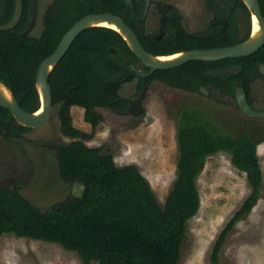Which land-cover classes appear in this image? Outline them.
Instances as JSON below:
<instances>
[{"label": "trees", "instance_id": "16d2710c", "mask_svg": "<svg viewBox=\"0 0 264 264\" xmlns=\"http://www.w3.org/2000/svg\"><path fill=\"white\" fill-rule=\"evenodd\" d=\"M28 1L24 0L25 9L15 27L0 28V79L28 111L40 106L36 87L40 62L54 51L71 25L87 13L119 14L135 29L144 47L154 54L232 45L248 37L251 28V14L243 0L237 6L246 13L243 34L236 13L229 17L227 24L217 14L206 28L190 33L182 23L183 15L174 8L170 18L174 30L172 42L163 39L153 43L146 38L143 22L137 25L138 3L133 8L124 0H51L44 14L42 33L35 36L22 32L28 23ZM260 2L264 13V0ZM5 6L0 24L11 19L15 0H7ZM138 62L139 58L124 37L111 27L91 26L77 35L51 71L49 81L54 105L59 106L61 131L71 138L69 142L53 145L59 174L71 186L82 184V193H69L64 199L41 208L22 194L18 180L11 185L0 184V236L11 232L19 237L59 243L76 252L83 264L93 261L98 264H179L188 220L201 206L198 178L204 163L209 155L226 151L232 163L246 173L251 191L214 243L210 259L212 264H221L220 252L229 232L237 221L250 213L261 194L264 176L257 146L264 140V131L217 132L197 107L184 104L177 126L176 175L161 204L150 181L136 164L118 165L112 152L104 151L101 145L87 143L104 119L100 108L129 114L128 101L119 90L124 83L138 77L130 68V63ZM232 62L242 64L238 74L217 77L207 74L209 69ZM260 63H264V44L244 56L192 59L173 68L156 69L146 78L139 77V87L153 80L180 89L198 90L200 85H212L222 95L235 97V86H244L248 92L251 80L261 75ZM248 100L251 103L250 96ZM73 105L83 107L84 120L91 124V132L75 125ZM11 115L8 108L0 105L1 117ZM30 129L10 126L4 136L19 145L18 140Z\"/></svg>", "mask_w": 264, "mask_h": 264}, {"label": "rangeland", "instance_id": "374dc122", "mask_svg": "<svg viewBox=\"0 0 264 264\" xmlns=\"http://www.w3.org/2000/svg\"><path fill=\"white\" fill-rule=\"evenodd\" d=\"M50 1L37 0V18L31 34L39 36L42 33L43 14ZM171 1L180 7L185 27L189 30L208 26L211 14L206 13L203 0ZM238 15L243 34L247 18L241 11ZM153 21V16L149 14L146 20L148 27ZM139 85V79L134 78L124 83L119 93L126 99H136ZM250 95L254 108L264 109V79L252 82ZM143 104L145 110L135 116L118 114L107 107L100 108L104 119L98 125L95 136L87 143L101 145L104 151L112 152L118 165L136 164L150 181L161 204H164L176 175L179 155L176 114L181 106L197 107L205 121L213 125L217 132L240 134L264 131V117L248 115L238 107L233 97H209L169 88L154 81L148 85ZM58 107L53 106L45 124L26 131L18 140L19 145L8 141L0 132V184L11 185L18 180L22 194L41 208L64 199L69 193L80 195L83 190L82 184L71 186L59 174L53 145L69 142L71 138L61 131ZM82 113L81 108L73 109L74 123L91 132L92 126L84 120ZM257 150L264 176V140L258 144ZM198 187L201 206L188 220L179 264H212L210 256L217 237L251 191L246 173L232 163L231 155L226 151L207 157L198 178ZM220 260L221 264H264V178L257 203L229 232ZM0 264L83 263L76 252L65 249L59 243L7 232L0 236ZM91 264L98 263L93 261Z\"/></svg>", "mask_w": 264, "mask_h": 264}, {"label": "water", "instance_id": "95a60500", "mask_svg": "<svg viewBox=\"0 0 264 264\" xmlns=\"http://www.w3.org/2000/svg\"><path fill=\"white\" fill-rule=\"evenodd\" d=\"M30 1L31 16L29 23L24 30L25 32L30 31L35 18V0ZM124 1L130 6H133L134 4L133 0ZM236 2L237 0H228V4L226 5L224 0H219L220 5L229 12L232 11ZM243 2L251 13V31L246 39L228 46L183 49L169 54H154L146 49L135 29L118 14L110 11H97L85 14L71 25L61 37L54 51L46 56L38 66L36 73V87L40 96V106L38 109L35 111H28L23 108L11 88L0 79V105L8 108L14 117L10 119H3L0 117V131L8 133L10 126L18 128L21 126L35 128L46 123L54 106L49 75L82 30L91 26L101 25L111 27L118 31L127 41L128 45L139 60L149 68H139L134 63H130L131 70L136 71L137 76L145 78L151 75L156 69L173 68L192 59L219 60L227 57L244 56L256 51L264 44V13L260 0H243ZM149 3L150 0H145L144 7L138 17V23L146 17ZM22 10L23 0H15L13 17L7 23L1 24L0 28L9 29L14 27L21 17ZM254 16L257 18L259 25L257 30L254 28ZM170 55H172V57ZM126 61H128V59H126ZM240 67L241 65H234L231 67L209 69L207 74L212 77H217L219 75L233 73L239 70ZM259 68L264 73V63H261ZM146 90L147 85H144L137 98L129 101L127 109L130 113L139 115L145 110L143 99ZM201 90L207 92V89L204 86L201 87ZM235 99L241 110L248 115L253 117H264V109L257 110L251 106L243 86H237L235 88Z\"/></svg>", "mask_w": 264, "mask_h": 264}, {"label": "flooded vegetation", "instance_id": "af4514ba", "mask_svg": "<svg viewBox=\"0 0 264 264\" xmlns=\"http://www.w3.org/2000/svg\"><path fill=\"white\" fill-rule=\"evenodd\" d=\"M204 1V8H205V11H206V13H210L211 14V19H210V21L217 15V14H219L220 16H221V19L223 20V22L225 23V24H227L228 23V19H229V17L233 14V13H236L237 14V18H236V20L238 21V25L240 24V20H239V11H241V12H243V15H245L246 16V13L244 12V10H242V9H237V6L239 5V2H240V0H237V2H236V4H235V6L233 7V9H232V11H227V10H225V8L223 7V6H221L220 5V3H219V0H203ZM51 2V1H50ZM133 2H134V4H133V6H130V7H135V3H138L139 5H140V11H139V15H140V13H141V11H142V9H143V7H144V4H145V0H133ZM7 3V0H0V14H3V12L6 10V6H5V4ZM28 3H29V7H28V11H27V18H28V23H29V20H30V16H31V1L29 0L28 1ZM38 2H37V0H35V18H34V22H33V26H32V28L30 29V31H28V32H32V30L34 29V27H35V21H36V18H37V9H38V4H37ZM224 3L227 5L228 4V0H224ZM48 6V5H47ZM217 7H220V9L221 10H223V12H219L218 11V8ZM174 8H177L178 10H179V12L183 15V13H182V11L180 10V7L178 6V4H176L174 1H171V0H150V3H149V9H148V12H147V15H146V17L143 19V20H141L142 22H143V25H144V27H143V30H144V33H145V35L147 36L146 38L148 39V40H150L151 42H153V43H155V41H157V40H165V41H167V42H172V34H173V32H174V30H173V27H172V25L170 24V18H171V16H172V14H171V10L172 9H174ZM24 9H25V2H24V0H23V10H22V14H21V17H22V15H23V12H24ZM46 9H47V7H46ZM46 9H45V11H46ZM14 11H15V8H14ZM14 11H13V14H14ZM45 11H44V14H45ZM250 12V11H249ZM13 14H12V17H13ZM44 14H43V21H44ZM116 14V13H115ZM149 14H151L152 16H153V18H154V21H153V23H152V25H151V27H148V23L146 22V20H147V18H148V16H149ZM251 14V13H250ZM119 15V14H118ZM139 15H138V17H139ZM11 17V18H12ZM20 17V18H21ZM244 18V17H243ZM124 19V18H123ZM10 20V19H9ZM8 20V21H9ZM20 20V19H19ZM8 21H6V23L8 22ZM141 21L138 23V18H137V25L138 26H140V24H141ZM209 21V22H210ZM19 22V21H18ZM28 23H27V25H28ZM182 23H183V25L185 26V23H184V15H183V17H182ZM209 24V23H208ZM207 24V25H208ZM1 25V24H0ZM43 25H44V22H43ZM15 27V26H14ZM27 27V26H26ZM26 27L22 30V32L23 33H26L24 30L26 29ZM239 27L241 28V26L239 25ZM244 27V26H243ZM13 28V27H12ZM190 33H195V32H198V31H201L202 29H204V28H202V29H194V30H189L187 27H185ZM241 31H242V28H241ZM250 31H251V28H250ZM249 35H250V33H249ZM248 35V36H249ZM247 38V37H246ZM245 38V39H246ZM155 40V41H154ZM244 40V39H243ZM240 42V41H239ZM260 48V47H259ZM175 52H177V51H175ZM172 53H174V52H172ZM236 57H238V56H236ZM141 62V61H140ZM140 62H138L137 64H136V66L137 67H139V68H146L145 66L146 65H144L142 62L140 63ZM142 64H143V66H142ZM261 64V63H260ZM234 65H241V67L239 68V70H237V71H235V72H233V73H230V74H226V75H231V74H238L240 71H241V69H242V64L241 63H239V62H232V63H230V64H228V65H224V66H221V67H218V68H222V67H231V66H234ZM259 67H260V65H259ZM259 72L261 73V75H258L257 77H255V78H253L252 80H251V82H250V86H249V91L247 92V90L245 89V87H244V89H245V91H246V94H247V97H249L250 96V98L252 99V97H251V95H250V87H251V84H252V82L253 81H255V80H257V79H264V73L260 70V68H259ZM148 77V76H147ZM136 78H138L139 79V76L138 77H136ZM146 78V77H145ZM140 81V80H139ZM154 81H158V80H153V81H151L150 83H153ZM159 82H161V83H163L162 81H159ZM164 85H166V86H169V85H167V84H165V83H163ZM202 86H204V85H200V87H199V89L198 90H194V89H182V90H185V91H189L190 93H200V94H204V95H206V96H209V97H214V98H216V97H220V96H222V94L220 93V91L218 90V88H216V87H212V85H210V86H204L206 89H207V92H204L203 90H201V87ZM237 86H240V85H237ZM237 86H235L234 87V92H235V88L237 87ZM171 86H169V88H170ZM143 88V87H142ZM147 88H148V85H147ZM172 88H174V89H180V88H176V87H172ZM140 90H141V88H140ZM139 90V91H140ZM225 97H233V96H230V95H228V94H225L224 95ZM234 99H235V97H233ZM127 101H128V105H129V101H130V99H126ZM134 100V99H133ZM235 101H236V99H235ZM236 104H237V101H236ZM251 106L254 108V106H253V100L251 101ZM238 105V104H237ZM184 106V105H183ZM183 106H181V107H183ZM239 107V106H238ZM127 108H128V106H127ZM180 108V107H179ZM178 108V109H179ZM185 108L183 107L182 108V110H184ZM179 113H180V110H179V112L176 114V115H178V116H176V117H178V121H179ZM12 114V113H11ZM129 114H132V113H130L129 112ZM132 115H135V114H132ZM1 117V116H0ZM1 118H3V119H10V118H14L13 117V115H11V116H9V117H1ZM178 121H177V126H178ZM32 129V128H31ZM1 132V131H0ZM1 133H3V132H1ZM5 134H7V133H3V135H5Z\"/></svg>", "mask_w": 264, "mask_h": 264}, {"label": "bare ground", "instance_id": "6f19581e", "mask_svg": "<svg viewBox=\"0 0 264 264\" xmlns=\"http://www.w3.org/2000/svg\"><path fill=\"white\" fill-rule=\"evenodd\" d=\"M107 24V23H105ZM254 28L255 30H257L259 28V25H258V21H257V18L254 16ZM172 57V55H170ZM162 57H168V56H162Z\"/></svg>", "mask_w": 264, "mask_h": 264}, {"label": "crops", "instance_id": "0c3cea01", "mask_svg": "<svg viewBox=\"0 0 264 264\" xmlns=\"http://www.w3.org/2000/svg\"><path fill=\"white\" fill-rule=\"evenodd\" d=\"M74 108H78V110H80V108H81V110L84 112L83 107H81V106H79V105H73V106H72V111H73ZM79 113H80V111H79ZM83 115H84V113H82V116H83ZM83 117H84V116H83ZM83 117H82V118H83Z\"/></svg>", "mask_w": 264, "mask_h": 264}, {"label": "clouds", "instance_id": "9594fccd", "mask_svg": "<svg viewBox=\"0 0 264 264\" xmlns=\"http://www.w3.org/2000/svg\"><path fill=\"white\" fill-rule=\"evenodd\" d=\"M142 89V88H141ZM135 116V115H134Z\"/></svg>", "mask_w": 264, "mask_h": 264}]
</instances>
